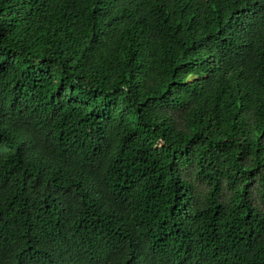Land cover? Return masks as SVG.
<instances>
[{"label":"trees","instance_id":"16d2710c","mask_svg":"<svg viewBox=\"0 0 264 264\" xmlns=\"http://www.w3.org/2000/svg\"><path fill=\"white\" fill-rule=\"evenodd\" d=\"M0 264H264V0H0Z\"/></svg>","mask_w":264,"mask_h":264}]
</instances>
